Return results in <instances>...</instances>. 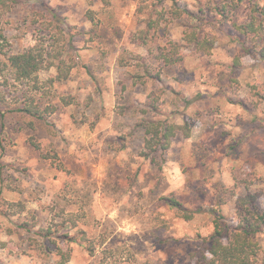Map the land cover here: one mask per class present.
Returning <instances> with one entry per match:
<instances>
[{
	"label": "rangeland",
	"instance_id": "obj_1",
	"mask_svg": "<svg viewBox=\"0 0 264 264\" xmlns=\"http://www.w3.org/2000/svg\"><path fill=\"white\" fill-rule=\"evenodd\" d=\"M249 2L240 5L238 22ZM44 4L72 35L65 55L74 66L60 82H48L54 68L39 72L35 99L55 108L46 120L31 127L29 117L0 116V264H55L59 249L70 253L68 264H204L202 238L213 229L214 210L234 225L236 197L247 189L264 205V61L256 51L264 42H247L253 54L242 55L234 75L241 44L229 22L201 26L216 39L206 55L183 40L184 20L169 22L146 46L131 42L134 0H33L4 16L6 53L47 34ZM180 4L197 10L196 0ZM169 39L180 45L182 60L162 66L160 49ZM140 61L161 69L162 89L150 80L133 83ZM5 74L0 65V88L12 106L27 86L12 79L5 85ZM152 90L162 115L191 123L190 137L178 133L155 163L141 155L144 133L136 126ZM165 196L201 211L186 220ZM70 215L78 218L74 226ZM40 228L53 233L41 238ZM78 230L87 243L56 238ZM257 240L264 251V234Z\"/></svg>",
	"mask_w": 264,
	"mask_h": 264
},
{
	"label": "trees",
	"instance_id": "obj_2",
	"mask_svg": "<svg viewBox=\"0 0 264 264\" xmlns=\"http://www.w3.org/2000/svg\"><path fill=\"white\" fill-rule=\"evenodd\" d=\"M35 1V0H34ZM137 5L135 17L138 27L130 35V40L140 46L148 45L159 32L165 33L169 22L174 20H184L183 40L194 47L196 51L206 55L211 54L216 39L214 36L200 30L203 24L223 25L227 22L236 31L233 40L240 42L241 48L233 57L231 66L232 73L241 67L240 58L243 54H253L250 52L252 45L257 48L264 42V4L259 1L250 0L247 16L243 21L238 22L236 14L244 0H196L197 10H190L180 4L181 0H134ZM33 0H0V65L6 71L3 76L4 84L7 85L10 79L27 86L20 95L14 96L16 104L12 105L7 101V91L0 88V116L17 113L22 117H29L28 124L33 127L36 120H46V117L55 111L54 106L47 104L41 107L35 99L34 92L42 89L39 72L54 68L55 76L49 78L48 82H60L68 79L70 71L74 66L72 59L68 57L66 48L73 49L71 44L72 35L66 37V30L61 25L63 18L47 5L43 7L41 25L46 26L47 34L38 36L37 42L23 48L19 52L6 53L5 48L9 45L4 34L3 18L12 12L18 5H24ZM40 13V12H36ZM89 19L92 15L89 14ZM45 19V20H44ZM37 21V18L34 20ZM198 23V24H195ZM248 43H253L247 46ZM180 45L168 40L166 45L161 47L159 59L162 66H170L182 60ZM257 54L264 61V45L257 48ZM142 59V57L137 56ZM122 65V61H120ZM141 70L132 76L133 83L145 84L148 80L161 83V69H157L140 61ZM234 78L232 77V80ZM159 89H162L160 85ZM262 97V96H261ZM149 100L140 110L142 118L136 123L137 127L143 129V149L141 155L156 162L159 156L160 162L163 154L171 147L174 138L178 133H182L185 138L191 135V123L185 121L181 124L170 121L167 115H162L159 111V94L152 90L148 94ZM264 98V96H263ZM152 112V116L145 114ZM159 115V116H157ZM263 137V135H261ZM32 145L39 149L35 142ZM46 157H49L46 154ZM159 165V164H158ZM162 200L170 207L182 214L186 220L192 218L194 213L201 211V208L190 209L182 201L174 196H165ZM221 203V202H220ZM23 209L21 202L16 203ZM15 205V204H14ZM4 214H8L5 210ZM236 223L231 225L221 210H214L212 220L213 229L202 238V247L207 254L201 255L204 264H264V251L257 240L259 234H264V205L258 203V193L249 189L244 194L238 195L235 200ZM72 226L76 225L78 218L69 216ZM26 223V222H25ZM27 227L26 224H24ZM50 228H40L38 234L41 238H48L52 235ZM56 238L65 239L67 242L84 241L88 238L85 232L78 230V234L61 232ZM88 251H93V246H86ZM58 260L55 264H68L70 253L58 250ZM263 254V256H262Z\"/></svg>",
	"mask_w": 264,
	"mask_h": 264
}]
</instances>
